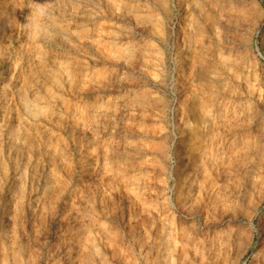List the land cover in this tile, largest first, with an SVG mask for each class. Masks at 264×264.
I'll return each mask as SVG.
<instances>
[{"label": "rangeland", "instance_id": "1", "mask_svg": "<svg viewBox=\"0 0 264 264\" xmlns=\"http://www.w3.org/2000/svg\"><path fill=\"white\" fill-rule=\"evenodd\" d=\"M30 5L0 3V264H264V0H52L40 38Z\"/></svg>", "mask_w": 264, "mask_h": 264}, {"label": "bare ground", "instance_id": "2", "mask_svg": "<svg viewBox=\"0 0 264 264\" xmlns=\"http://www.w3.org/2000/svg\"><path fill=\"white\" fill-rule=\"evenodd\" d=\"M3 0H0V3L2 2ZM9 3H10V1H9ZM18 3H19V0H18ZM41 3V2H40ZM6 4V3H5ZM197 4V3H196ZM227 4V3H226ZM14 6V5H13ZM19 6V5H18ZM199 7V6H198ZM16 8V7H15ZM195 10H196V7L194 8ZM199 11V10H198ZM197 10H196V13L198 12ZM200 12V11H199ZM194 15H192V17H193ZM16 17H18V16H16ZM11 18H12V13L10 12H8L7 14H6V17L5 18H3V19H1L0 20V40H2L3 39V37H4V35L6 34V32H7V30L10 28V24H11ZM17 18H15V20H16ZM193 20H195V19H193ZM196 22V21H195ZM194 22V23H195ZM194 25H196V24H194ZM197 26H198V24H197ZM13 27H14V24H13ZM12 27V29H15V28H13ZM196 27V26H195ZM196 29H197V27H196ZM12 31V30H11ZM10 31V32H11ZM196 32H198V30L196 31ZM7 37H9V36H7ZM4 39H6V38H4ZM195 40V39H194ZM49 46H51V43H49ZM4 47V46H3ZM6 47V46H5ZM5 51H7V50H5ZM1 54V53H0ZM6 55V54H5ZM8 57V56H7ZM86 77H88L87 76V74H86V72L85 71H83V70H79V71H77L76 73H75V78L78 80V81H81V80H84ZM204 101V100H203ZM209 102V101H208ZM207 100H206V102H205V104H203V106L204 105H207ZM203 103V102H202ZM209 104H210V102H209ZM207 106H209V105H207ZM210 107V106H209ZM209 109V108H208ZM210 110V109H209ZM214 110V109H213ZM206 111H207V109H206ZM208 112V111H207ZM212 112V111H211ZM214 113V112H213ZM212 113V114H213ZM208 116V115H207ZM217 116V115H216ZM208 117H210V116H208ZM213 118H214V116H213ZM216 118V117H215ZM215 118L214 119H212V120H215ZM218 118H219V116L217 117V119L216 120H218ZM221 120V119H220ZM219 121V120H218ZM221 122V121H220ZM223 122V121H222ZM262 123V122H261ZM223 125V124H222ZM261 125V124H260ZM212 126V125H211ZM215 126H217V125H215ZM259 125H257L256 127H258ZM208 127V126H207ZM219 127H220V125H219ZM209 128V127H208ZM216 128V127H215ZM224 128V127H223ZM227 128V127H226ZM229 128V127H228ZM212 129V128H211ZM256 130H258V129H256ZM221 131H222V129H221ZM226 132H227V130H226ZM225 131H222L221 133H219V134H221V135H223V136H220V137H218V139H223V137H224V134L226 133ZM213 134H215V133H213ZM217 134V133H216ZM218 135V134H217ZM226 137V136H225ZM224 137V138H225ZM257 137V141H256V145H254V147L252 148L253 149V152H252V157H253V159H252V164H251V166H250V168H249V171H248V173H247V177L244 179V181H243V183H242V185H240L239 187V199H240V201L241 202H243V203H245V202H247V200L250 198V193H251V191H252V186L254 185V181H253V174L257 171V170H259L260 169V167H262V165L264 164V157H263V151H264V133L263 132H260V133H258V135L256 136ZM213 138V137H212ZM223 142V141H222ZM220 143V142H219ZM221 144V143H220ZM251 157V158H252ZM255 175V174H254ZM256 185V184H255ZM256 187V186H255ZM255 187H253V188H255ZM188 194V193H187ZM190 196V195H189ZM14 197H15V195H14V193L12 192L11 193V201H13L14 200ZM249 202V201H248ZM264 202V201H263ZM15 205H16V202H15ZM9 206V205H8ZM7 206V207H8ZM242 206V205H241ZM7 210H14V203H12V204H10V206L7 208ZM11 212H9V214H10ZM8 214V213H7ZM240 222V221H239ZM237 223V222H236ZM240 224V223H239ZM242 225V224H241ZM169 241V240H168ZM168 243V242H167ZM167 246V245H166ZM175 246V245H174ZM166 248V247H165ZM176 248V247H175ZM166 250H167V248H166ZM172 254V253H171ZM90 256V255H89ZM92 263V262H91Z\"/></svg>", "mask_w": 264, "mask_h": 264}, {"label": "clouds", "instance_id": "3", "mask_svg": "<svg viewBox=\"0 0 264 264\" xmlns=\"http://www.w3.org/2000/svg\"><path fill=\"white\" fill-rule=\"evenodd\" d=\"M52 0H45V3H38L37 0H33V5H30L32 10L27 18L26 28L29 29L30 35L40 38L43 35H48L45 26L40 22L46 19L50 14V4ZM34 6V7H33ZM26 113L32 115L35 118L42 113L34 111L33 108L26 106Z\"/></svg>", "mask_w": 264, "mask_h": 264}]
</instances>
